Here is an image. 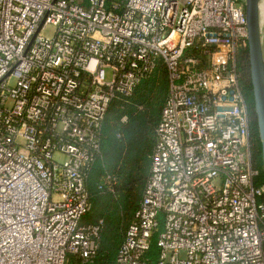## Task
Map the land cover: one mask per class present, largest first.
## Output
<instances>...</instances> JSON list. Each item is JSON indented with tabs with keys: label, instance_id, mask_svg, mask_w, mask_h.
I'll return each mask as SVG.
<instances>
[{
	"label": "built area",
	"instance_id": "1",
	"mask_svg": "<svg viewBox=\"0 0 264 264\" xmlns=\"http://www.w3.org/2000/svg\"><path fill=\"white\" fill-rule=\"evenodd\" d=\"M247 48L246 0H0V264L96 256L103 221L81 220L103 124L160 61L169 94L117 264H264Z\"/></svg>",
	"mask_w": 264,
	"mask_h": 264
},
{
	"label": "trees",
	"instance_id": "2",
	"mask_svg": "<svg viewBox=\"0 0 264 264\" xmlns=\"http://www.w3.org/2000/svg\"><path fill=\"white\" fill-rule=\"evenodd\" d=\"M239 58L238 68L240 73L245 75L241 77V86L250 110L253 160L257 167L263 169L262 146L254 107L253 88L248 78L249 48L242 51ZM169 88L168 71L160 61L151 75L142 79L130 97L119 96L111 102L103 124L101 155L88 179L91 200L97 199L93 186L98 182L104 189L109 190L113 187L116 194L123 193L128 203L134 199L130 205L132 208L130 214L126 216L129 219L132 213L128 225L143 197L156 141V129L169 94ZM124 117L127 118L126 122H123ZM145 160L148 163L147 168L144 167ZM108 177L112 181L109 182ZM261 181L264 183V174L261 176ZM100 220L103 221V228L96 256L89 261L71 256L74 260L72 261L69 257L67 264H117L118 251L127 227L124 234L119 232L118 239L115 240L110 233L106 232V220L102 217L98 221ZM157 253L155 238L148 254L149 259L154 262Z\"/></svg>",
	"mask_w": 264,
	"mask_h": 264
},
{
	"label": "water",
	"instance_id": "3",
	"mask_svg": "<svg viewBox=\"0 0 264 264\" xmlns=\"http://www.w3.org/2000/svg\"><path fill=\"white\" fill-rule=\"evenodd\" d=\"M264 0H246L249 30V57L254 107L262 146L264 174Z\"/></svg>",
	"mask_w": 264,
	"mask_h": 264
},
{
	"label": "rangeland",
	"instance_id": "4",
	"mask_svg": "<svg viewBox=\"0 0 264 264\" xmlns=\"http://www.w3.org/2000/svg\"><path fill=\"white\" fill-rule=\"evenodd\" d=\"M46 35H51L52 29L48 28L44 31ZM239 56H241V52L239 53ZM238 56V59H240ZM244 62V60H242ZM249 63H250V57H249ZM239 64V63H238ZM240 73V70H239ZM247 75V74H246ZM248 78L251 81V65L249 67V73ZM107 76L110 77V73H107ZM245 75L240 73V84H241V77L243 78ZM252 84V81H251ZM127 121V120H126ZM56 160L60 163H63L66 158L64 156H56ZM103 164V163H102ZM104 165V164H103ZM148 163L147 160L144 162V167L147 168ZM100 185V182L96 183L93 187L95 190V196L97 199L91 200V211L88 212L81 220V223L83 224H92L98 222V220L102 217L104 220H106V232L110 233L112 237L115 238V240L118 239L119 232L121 234H124V231L126 227L128 226L129 219L132 216V213L130 215V218L128 219V216L131 211V203L134 201H130L128 203L127 198L124 197L123 193H115V189L113 187H110L108 189H102L99 190L98 186ZM106 188V187H105ZM98 189V190H97ZM99 199V200H98ZM133 206V205H132ZM103 215V216H102ZM182 257H185V254H182ZM73 258L70 256V259ZM72 261L74 259H71Z\"/></svg>",
	"mask_w": 264,
	"mask_h": 264
},
{
	"label": "crops",
	"instance_id": "5",
	"mask_svg": "<svg viewBox=\"0 0 264 264\" xmlns=\"http://www.w3.org/2000/svg\"><path fill=\"white\" fill-rule=\"evenodd\" d=\"M100 186V185H99ZM99 186H98V189H99ZM89 188V187H88ZM100 190V189H99ZM134 218V217H133ZM133 218H132V220H133ZM130 222H132V221H130ZM92 224H95V223H92ZM128 227V226H127Z\"/></svg>",
	"mask_w": 264,
	"mask_h": 264
},
{
	"label": "bare ground",
	"instance_id": "6",
	"mask_svg": "<svg viewBox=\"0 0 264 264\" xmlns=\"http://www.w3.org/2000/svg\"><path fill=\"white\" fill-rule=\"evenodd\" d=\"M263 16H264V5H263Z\"/></svg>",
	"mask_w": 264,
	"mask_h": 264
}]
</instances>
